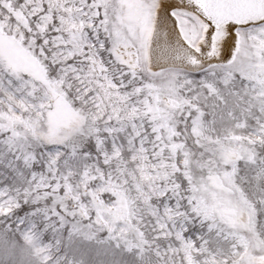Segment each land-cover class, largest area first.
Wrapping results in <instances>:
<instances>
[{"label": "snow or ice", "instance_id": "1", "mask_svg": "<svg viewBox=\"0 0 264 264\" xmlns=\"http://www.w3.org/2000/svg\"><path fill=\"white\" fill-rule=\"evenodd\" d=\"M0 264H264V0H0Z\"/></svg>", "mask_w": 264, "mask_h": 264}]
</instances>
